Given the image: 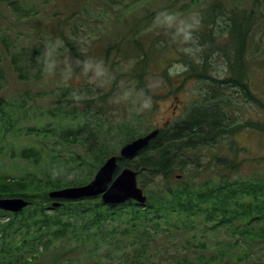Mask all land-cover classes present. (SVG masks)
<instances>
[{
  "label": "rangeland",
  "instance_id": "rangeland-1",
  "mask_svg": "<svg viewBox=\"0 0 264 264\" xmlns=\"http://www.w3.org/2000/svg\"><path fill=\"white\" fill-rule=\"evenodd\" d=\"M14 2L38 13L21 17L13 9ZM215 3L225 8V12L219 16L221 24H215V31L227 33L226 24L234 23V15L238 11L250 39L241 67L235 68L240 64H236L237 47L234 54V48H229L230 56L216 52L209 59L205 58V74L208 76L197 77L194 73L203 71L199 63L201 59L194 53L204 49L199 47L201 37L189 32L191 29L202 34L210 33L202 17L198 16ZM195 19V27H189V22ZM186 26L189 28L186 29ZM135 39L143 42L151 54L149 72L142 81L143 87L132 74L138 62L133 51ZM225 39L224 36L221 38L222 45L227 42ZM179 40L183 41L181 46L168 48ZM69 44H74L84 56L83 65L73 59ZM153 45L156 48H152ZM23 46H42L45 49L47 65L42 78L24 82L18 77L11 56ZM159 47H162L161 51ZM109 50V55H106ZM123 50L128 53L125 58L119 56ZM181 51L192 52L197 57L195 65L198 66L191 69L188 61L179 54ZM234 71L236 77L239 76L237 74L243 76L249 84L247 90H252L254 95L245 92V87L238 83L231 86L219 83L222 78L233 76ZM213 76L215 79H211ZM113 84L115 90L111 97L102 98L107 99L102 113L95 118L91 113V127H85L86 120L81 117L83 107H80L78 100L84 96L92 99L101 97L110 92ZM66 90L69 95L64 94ZM0 96L5 97L8 106L15 105L20 96L25 97L28 110L19 116L20 126L46 127L50 134L49 137L28 136L25 129L19 127L15 133L3 135L0 138V175L23 174L26 171L41 174L49 165L55 173L73 179L91 170L89 163L94 161L96 151L92 152L91 149V157L87 156L89 160L83 161L85 168L79 166L76 172L56 168L57 162L51 157L55 153L54 147L63 148L64 158L72 153L79 158L78 153L85 155L86 148H89L84 142L60 139V133L67 127L74 130L80 128L78 135L91 142L106 140L105 145L109 150L118 154L124 145L122 141L129 137L127 129H121L122 124L130 122L135 125L136 133L140 136L156 127L164 128L180 121L189 115V109L211 107L222 110L223 122L220 121L218 128L206 131L214 136L209 137L208 143H197L194 149L187 151L189 154L185 165H176V173L183 175L180 179L202 185L217 182L225 172L229 174L223 166L222 157L241 161L239 170L230 172L231 179H247L260 172L264 174V0H0ZM224 126L229 129L223 130ZM2 127L0 120V134ZM111 127L114 128L113 133L108 134ZM24 146L42 150L43 158L39 164L22 160L17 163L18 157L12 150ZM80 161L79 158L77 162ZM178 179L166 181L152 172L138 174L139 185L155 204L157 198L170 188L180 186ZM199 220L202 219H195L196 229L192 232L185 230V226H178L179 231L173 230L174 221L167 224L162 222V231L154 233L155 240H148L147 244L148 254L154 255V263L175 264L185 252L188 257L197 256V251H189L186 247V241H189L186 239L190 238L188 244L194 248L192 244L196 241L192 233L196 231L206 241L205 247L197 249L205 255L206 264H264V237L237 244L236 237L225 231L224 227L220 231H213L209 225L206 229ZM126 226L123 224V227ZM123 227L120 226L117 235L110 236L113 240L117 236L118 241L124 243L120 246L129 245L130 240L139 233L123 235L120 233ZM77 244L75 239L69 243L64 238L50 250L39 247L37 264H95L96 253L91 240L83 246ZM102 247L100 252L105 251V247ZM125 249L115 250L111 247L109 252L116 259H109L121 260L125 252L134 251L135 247Z\"/></svg>",
  "mask_w": 264,
  "mask_h": 264
},
{
  "label": "trees",
  "instance_id": "trees-1",
  "mask_svg": "<svg viewBox=\"0 0 264 264\" xmlns=\"http://www.w3.org/2000/svg\"><path fill=\"white\" fill-rule=\"evenodd\" d=\"M13 9L19 12L18 15L21 17H30L33 13H38V11L22 7L18 2L13 3ZM224 9L220 4L215 3L203 10L198 16L202 17V22L210 33L205 32L202 34L198 30L192 31L190 29L189 33L201 37L199 47L201 46V49H204V51L198 50L194 53L197 57H200L201 61L199 63L202 64L203 71L202 73L195 72L194 74L197 77L208 76L205 74V71L207 72V67L204 66V62H207L204 60L205 58L209 59L216 52L221 55L225 53L226 57L227 55L230 56L229 48L230 50L234 48L232 52L234 54L237 47L236 64L238 62L240 64L236 65L235 68L242 66L244 50L250 39L248 31L243 19H240L242 15L237 11L234 15V23L226 24L227 33L224 31L217 33L214 27L217 22L221 24L219 16L222 15V12H225ZM218 12H220L219 15ZM196 22V19L190 21L189 27L191 25L195 27ZM189 27L186 26V29ZM223 36L227 40L224 45L220 41ZM134 41L136 45L133 47V51L138 58V62L135 65V73L132 74L141 81L140 85L143 87L142 81L149 72L151 54L143 42L139 39ZM182 43L183 41L179 40L176 45H170L168 48L179 47ZM69 46L73 59L83 65L84 56L76 50L74 44H69ZM152 48H156V46L153 45ZM158 50L161 51L162 47H159ZM211 51L213 52L211 53ZM109 53L110 50L106 52V55H109ZM179 54L188 61L191 69L198 66V64L195 65L197 57L192 52L181 51ZM121 55H123L122 58H125L128 53L123 50L119 56ZM18 59H22L21 62ZM11 60L18 77L24 82H32L44 76L47 62L45 49L42 46L29 48L23 46L12 54ZM237 75L239 76L236 77L234 71L233 76L224 77L222 81L219 80V83H226L229 86L238 83L240 86L249 88V84L243 76L241 74ZM211 79H215L214 76ZM114 90L115 85L113 84L109 89L110 92L101 97L92 99L84 96L78 100L80 107H83L81 117L86 120L87 125L85 127H91V113H93V118L102 113L103 105L107 100H102V98L111 97L110 95ZM63 92L67 94V90ZM256 100H259L257 96ZM14 104L8 106L5 97L0 96V120L3 122L0 138L8 133H15L19 127L22 130L25 129L26 132H24L28 136L44 135L49 137V129L46 127L38 129L35 126H20L19 116L26 114L28 110L25 97L20 96ZM187 112H189V115L187 114L180 121L160 128L158 135L137 154L138 158H120L119 160L118 171L125 166H130L136 169L139 174L152 172L161 175L166 181L179 178L178 181H181L180 186L170 188L161 197L157 198L156 204L151 201L150 196L147 202L143 204L133 199L119 204H106L100 196L80 200H65L50 196L49 192L53 189L82 185L90 181L93 178L91 176L95 169L100 166L104 159L106 160L107 157L113 154L112 150H109L105 145L106 140L103 142L95 140L94 143V140L91 142V140L83 138L80 134L78 135L80 128L74 130L67 127L60 133L59 137L67 142H84L89 145V148H86L85 155L84 153H78L81 161L77 162L79 158L75 157L73 153L71 156L68 155L69 157L64 158L63 148L59 146L54 147L55 153L51 157L57 162L56 168L63 167L68 170L66 172H76L79 168H85L83 161L89 160L87 156L91 157L92 149V152H96L93 156L94 161H89L91 162L89 163L91 170L88 173H81L76 178L66 179L67 177L55 173L48 165V168L41 174H37L35 171H26L23 174L0 175V197H23L28 201L25 207L16 212L0 208V264H37L39 247H42L43 250H50L54 246L57 247V241L64 238L69 243L70 240L75 239L78 242L76 246H83L91 240V244L94 245L92 249L96 253L95 264H155L154 255L148 254L147 244L148 240H155L154 233L162 231V222L167 224L174 221L172 223L173 230L179 231L178 226H185V230L192 232L196 229L195 219L197 218L202 219L199 220V223L204 224L206 229L208 225L211 229H214L213 231H220L219 229L224 227L225 231L236 237L235 242H238L237 244H240V242H254L264 237V174L260 172L247 179H231L230 172L238 171L241 163V161L231 157H222V160H224L223 166L227 168L229 174L225 172L215 183H205L203 185L195 182L188 183L180 179L183 176L182 174L176 173L178 172L177 164H186L187 154H189L187 151L194 149L197 143L203 144L205 141L208 143L210 138L214 136H210L206 131L214 127L218 128L220 121L223 122V112L216 107L189 109ZM50 114H55V112ZM120 127L121 129H127L129 136L122 141V144L139 136L136 133L135 125L130 122H126ZM222 129L229 128L224 126ZM113 130L114 128L111 127L108 134L113 133ZM59 143L57 145H60ZM12 151L16 152L17 163L18 160H22L31 164H39L41 158H43L42 150L33 146H24ZM12 158L15 159L13 156ZM173 217L176 218L173 219ZM123 224H127V226L123 227ZM109 225H112V228L108 229ZM120 226L123 227L120 231L123 235L139 232L130 240L129 245L120 246L124 243L121 244L117 236L114 240L110 237L117 235ZM169 232L172 233V230ZM192 238L196 241L192 244L194 248H191L188 244L190 238L186 239L189 240L186 241V247L189 251H197V256L188 257L185 254L187 252H185L175 264L207 263V260L205 262V255L201 254L202 251L197 250L200 246H206L205 239L198 236L196 231L192 233ZM102 246L105 247L104 252H100ZM111 247L115 250L135 247V250L125 252L121 260H111L109 258L116 259V256L109 252ZM125 251L127 250L125 249ZM107 260L111 261L107 262ZM213 260L216 261V259Z\"/></svg>",
  "mask_w": 264,
  "mask_h": 264
},
{
  "label": "water",
  "instance_id": "water-1",
  "mask_svg": "<svg viewBox=\"0 0 264 264\" xmlns=\"http://www.w3.org/2000/svg\"><path fill=\"white\" fill-rule=\"evenodd\" d=\"M159 130L157 127L125 143L119 154H112L105 160L88 183L54 189L50 191L49 195L69 200L101 196L106 204H119L130 199L145 203L148 197L144 188L138 183V171L130 166H125L119 172V158L136 156L158 135ZM27 203L28 201L23 197L0 198V208L9 211H19Z\"/></svg>",
  "mask_w": 264,
  "mask_h": 264
},
{
  "label": "flooded vegetation",
  "instance_id": "flooded-vegetation-1",
  "mask_svg": "<svg viewBox=\"0 0 264 264\" xmlns=\"http://www.w3.org/2000/svg\"><path fill=\"white\" fill-rule=\"evenodd\" d=\"M244 91H245V92L248 91V92H251L252 94H254V92H253L252 90H247V88H244Z\"/></svg>",
  "mask_w": 264,
  "mask_h": 264
}]
</instances>
